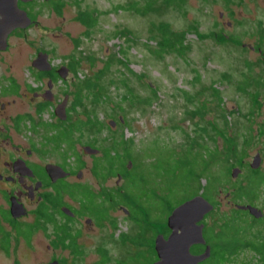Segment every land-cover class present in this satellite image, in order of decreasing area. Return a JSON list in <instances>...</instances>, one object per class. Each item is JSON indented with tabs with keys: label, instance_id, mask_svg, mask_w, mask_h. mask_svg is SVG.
Instances as JSON below:
<instances>
[{
	"label": "rangeland",
	"instance_id": "rangeland-1",
	"mask_svg": "<svg viewBox=\"0 0 264 264\" xmlns=\"http://www.w3.org/2000/svg\"><path fill=\"white\" fill-rule=\"evenodd\" d=\"M179 1L166 4L164 0H65L61 4L62 14L59 15L49 12L45 3H38L40 14L37 17L40 24L33 30L34 36L39 40L35 42L37 46H34V49L48 50L54 64H59L60 61L77 63L75 79L70 81L69 75L66 84L61 85L64 89L62 93L67 92L70 99L69 118L62 119L61 123L65 122L67 126L78 119L86 120L89 114L96 120L95 128H98L88 130L82 127L80 132H71L75 153H78V158L83 164L81 182L91 187V191L98 195L97 199L103 198V194L109 190H113L116 195L121 186L130 185L129 180L125 181L121 176L112 175L100 179L91 171L95 161H102L104 148L112 147L113 139L119 140L120 137L132 139L128 147L135 158L133 165L140 163L137 168H132V161L125 159L126 168H131V175L134 177L142 170L145 177L143 182L135 183V189H130L129 207L120 203L118 206H110L113 208L112 214L117 216L114 232L111 233L109 228H95L88 233L90 236L84 237L89 243L102 242L119 257H125L117 264L153 263L149 260L152 256L149 252L147 259L143 254L145 252L139 253L146 249V241L142 242L141 239L149 240L150 235H154L152 233L162 230L169 215L167 208L159 207L163 205L156 202L155 194L168 198L174 207L196 192L197 180H191L186 186L182 185V171L179 173L174 165H169L165 157L163 160H157V155H154L159 150L155 144L159 147L168 146L178 153L181 159L189 160L187 163L191 170L195 167L196 173L202 175L199 179L200 185L206 183V178L215 177L216 182L213 184L210 181L207 193L211 198V189L214 187L211 196H214L216 210L211 214L207 213L203 218L206 225L221 223L233 203H245L254 195L252 189L243 191L245 198H234L228 203L224 191L232 188L235 179L225 173L231 157H226L227 141L221 140L216 132L222 129L227 137L231 132L239 151L244 150L247 154L256 150L264 152V138L257 137L255 131V128L259 130V126L264 125V83L255 84L256 76L263 74V64L257 60L254 52L241 46L215 44L208 33L212 30V22L220 18V11H223L224 20L230 18L242 22L241 27L236 23L232 26L234 33H240L243 31L241 29H251L247 26L255 20H264V0ZM84 9L94 10L97 23L93 27H85L77 20L76 14ZM160 22L167 23L172 30L186 31L184 37L188 49L182 55L168 52L158 57L146 48V43L154 45V42H148L147 38ZM45 31L48 34L46 36ZM129 34L131 36H128ZM128 37H131L133 42L125 41L124 38ZM120 49L124 50L125 56L120 54ZM117 58L125 60L126 64H119ZM107 61L108 68L104 69ZM22 62L18 63L24 65L25 61ZM2 68L0 66V72L3 71ZM100 70L102 72L97 79L99 93L105 97L92 102L91 91L82 86L86 80L95 78L94 74ZM121 80H124L127 86L123 85ZM244 81L248 82L247 85L243 86V91L237 93L236 86ZM128 89L140 98L149 97L156 90L157 97L150 105L139 104L137 101L129 102L122 99ZM76 94L79 95L80 102L73 108L71 106ZM57 97L62 98L63 94L59 91ZM199 109L201 114L195 115L193 112ZM122 116L128 121L129 127H124L123 118L120 120ZM38 118L54 124L59 120L53 117L49 110ZM112 119L116 121L115 126L109 124ZM244 134L250 136L249 145L242 142ZM83 145H91L99 152L95 155L86 154L82 150ZM122 151V148H118V152ZM150 152L154 155L150 156ZM197 152L208 153V170L201 171L200 163L195 159ZM45 157L48 161L60 160L57 153ZM150 161L157 163L156 169L161 172L156 174L162 177L161 179L150 174ZM260 168L264 171V159ZM237 179L240 181L242 178L239 176ZM147 181H150V184ZM263 188L258 190L256 204L264 207ZM197 190V194H201L202 189ZM111 202H114V199L102 204ZM134 211L138 216L136 218L140 220L131 219ZM146 214L149 216L148 221L143 219ZM239 215L245 217L243 213ZM140 230L145 234L137 235ZM124 234L130 238L137 237V240L128 239L121 242L119 239L125 236ZM43 244V240L39 238L40 251L43 250ZM251 254L250 251H244L242 260L253 262L254 257H251ZM0 260L4 262L0 264H7L9 261L3 259L1 253ZM84 261L88 262V259Z\"/></svg>",
	"mask_w": 264,
	"mask_h": 264
},
{
	"label": "flooded vegetation",
	"instance_id": "flooded-vegetation-1",
	"mask_svg": "<svg viewBox=\"0 0 264 264\" xmlns=\"http://www.w3.org/2000/svg\"><path fill=\"white\" fill-rule=\"evenodd\" d=\"M64 1L15 0L17 8L25 12L29 23L25 26L8 27L0 20V66L3 67L0 72V253L3 259L9 260L7 264H117L125 258L119 257L102 242L89 243L84 239L95 228H109L111 233L116 230L117 216L112 214L113 208L110 206H118V203L102 204L101 199L97 198L96 202L88 203L83 194L87 184L81 182L83 164L78 153H71L69 146H66L69 142L65 139L58 147L53 142L54 135L65 132V122L61 123L55 110H60L64 105L68 117L69 94L62 93L64 89L61 85L66 84L69 75L70 81L75 79L74 71L71 62L60 61L59 64H54L48 50L34 49L37 46L35 42L39 39L34 36L33 29L40 24L37 17L40 14L38 3H45L49 12L59 15L62 14L61 4ZM1 7L3 5L0 4ZM219 16L212 22L213 27L208 36L219 46H241L254 52L257 60L263 64V74L256 76L255 84L264 83V20H255L247 26L251 29H241L243 31L240 33H234L232 26L236 23L241 27L242 22L230 18L224 20L223 11H220ZM19 23L25 24V21ZM44 34L48 35L46 31ZM39 52L46 53L50 63L48 70L35 67L34 59ZM22 61H25L24 65L18 63ZM64 71L66 76L61 77L60 73ZM247 83L244 81L237 85V93L243 91V86ZM59 91L63 94L62 98L57 97ZM254 94L258 97L257 92ZM48 110L53 117L59 119L57 123L38 118ZM255 131L257 137L264 138V125H260L259 130L255 128ZM216 135L227 141L225 153L227 158L231 157L225 173L235 181L232 188L224 191L228 203H231L234 198H245L243 191L247 192L254 182L264 179V171L260 168L264 152L256 150L247 154L244 150L239 151L231 132L227 137L220 129ZM246 135L241 139L245 145H249L250 136ZM65 147L68 148L66 152ZM54 153L59 154L60 160H45V156ZM254 160H258L256 165H253ZM53 165L60 167L64 174ZM239 176L242 178L240 181L237 179ZM207 180L213 184L216 182L215 177ZM263 186L264 183L259 186L256 184L252 188L254 195L251 200L233 203L231 210L221 221L224 225V238L221 239L220 247L225 251L223 256L229 259L228 264H243L246 261L241 257L244 251H250V256L254 257L250 264H264V207L256 204L258 190ZM211 190L210 203L213 209L210 214L216 210L214 196H211L214 187ZM238 205L256 207L262 216L255 217L249 210L238 208ZM242 213L245 217L239 215ZM221 223L209 225L212 233L210 242L199 244L197 252L191 250L194 247L192 245L190 251L198 254L209 245L211 256L214 238L220 232ZM169 232V229L163 228L158 233L166 238ZM158 233H154L152 237L150 235L149 240L141 239L142 242L146 241V249L139 253L145 252L143 254L147 259L149 252L152 255L149 259L151 263L158 259L153 247ZM39 238L44 243L41 251ZM128 239L136 241L137 237L125 235L119 240L125 242Z\"/></svg>",
	"mask_w": 264,
	"mask_h": 264
},
{
	"label": "trees",
	"instance_id": "trees-1",
	"mask_svg": "<svg viewBox=\"0 0 264 264\" xmlns=\"http://www.w3.org/2000/svg\"><path fill=\"white\" fill-rule=\"evenodd\" d=\"M176 0H164V2L166 4H170V3H174ZM183 0H180L179 2H182ZM90 11V12H89ZM94 10L91 9H84L78 11V13L76 14V18L77 20L82 23L83 25H85V27H93L94 25H96L97 23V18L96 16L93 14ZM154 32H157V34H153L154 32H152L149 36H148V42H154V45L151 46L149 44H145L148 45L146 46V48L153 53L156 56H161L165 53L168 52H174L178 55H182L186 49H188V46H186L185 43V37L186 36V31H175L172 30L170 28V26L165 23V22H160L159 24H156V26L153 28ZM114 36H116V34H113ZM128 36H131L130 34ZM125 41L128 42H133V39L131 37L128 38H124ZM121 55L125 56V52L124 50L120 49L119 50ZM117 62L121 65H125V60L121 59V58H117ZM109 65V62H106V65H104V69H107ZM71 66L73 68V71L76 72L77 71V63H72L71 62ZM102 72V70H100L99 72H97L96 74H94L95 78L86 80L83 83V88H85L86 90H90L91 92V98H92V102H97L99 99L105 97L102 96L99 92H100V86L98 84V77L100 75V73ZM121 83L125 86L126 83L124 82V80H121ZM127 94H123L122 99H126L129 102H134L137 101L140 103H145L147 105L152 104V100L155 99L157 97L156 94V90H154L152 92V95L146 98H140L137 97L136 95H134L132 93V91H130V89L127 90ZM80 102V97L78 94H76L75 96V100L73 102V107L75 105H78ZM195 115H200L201 114V110H197L195 112ZM69 117H66V119ZM123 118V116L121 117ZM113 120V119H112ZM124 121V127L125 126H130L128 121L125 120L123 118ZM64 123V122H62ZM66 124V123H65ZM82 127H86L88 130L89 129H93V130H97V124H96V120L92 119V117L89 116L86 120H75L73 122H71L69 125H67L65 127V132H62L61 134H56L54 135L53 138V142L55 143V145L58 147L60 142H62L63 139L67 140L69 142V150H71V153H75L74 150V146H73V137H72V133L73 131H81ZM99 127H100V123H99ZM90 142V141H89ZM113 144L112 147L108 148H104L103 150V154L101 157V162H97L95 161V163L93 164L92 170L94 175L100 179H106L108 178V176H112V175H120L123 180L127 181L129 180L130 185L128 186H121L119 189H117V194L115 195L113 192V190H109L107 193H104V197L101 198L100 202H109V201H116L118 204L120 203L121 205L125 206V207H129L131 205V191L130 189H135V187L137 186V184L139 182H143V180L145 179V177L143 176V171L139 170L140 173H138V175L136 174V176H132V170L131 168L127 169L125 164H124V160L128 159L132 161V168L133 167H138V164H140L139 162L137 163V165H133V162L135 161L134 156H132V150H130L129 144L130 142H132L131 138H126L124 139V137H120L119 140H115V138L113 139ZM155 143V142H154ZM153 143V144H154ZM152 144V145H153ZM156 147H158V153H155V155L150 152V156L154 155L156 156L157 160L158 159H162L165 157L166 162L169 165H174L176 170H179V173H183V178L182 180V185H187L188 182H190L191 180H197L198 184H197V188H196V192L194 193L197 194L198 190L197 189H202L201 194L203 196H205V198L208 200V202H210V198L208 196V190H209V185H210V180H206V183L204 185H200L199 183V179L202 178L201 174L196 173L195 167L193 170H191V168L189 167V164L187 163V161L189 160H184L181 159L174 150H172L170 147L168 146H164V147H159L157 144H155ZM199 147H201L200 144H198ZM151 147V146H150ZM118 148H122L123 151L120 153L118 152ZM160 152V153H159ZM198 160V162L200 163L201 167V171L203 169L208 170L207 165L209 164V159H208V153L206 152H197V158H195ZM156 164L153 161H150L148 164V169L150 174H154V176L160 178L156 173L161 172L158 169H156ZM200 171V172H201ZM163 176V175H162ZM185 176V177H184ZM262 178V176H260ZM162 178V177H161ZM160 178V179H161ZM152 181V180H151ZM137 182V184H135ZM150 184V181H147ZM264 183V179H259L258 181L254 182V185L252 188H254L256 186V184L259 186V184H263ZM135 184V185H134ZM129 189H127V188ZM154 188V187H153ZM251 188V189H252ZM155 191L157 190L156 188H154ZM138 190V189H136ZM84 197L87 198L88 203H93L96 202V198H97V194L94 193L93 191H91V189H89V186L85 185L84 186ZM155 191H152V193H156ZM113 197H112V195ZM252 194H254V190L252 191ZM192 195V196H194ZM118 196V197H117ZM190 198V197H189ZM154 199L156 200V202H158V204H162L163 206H159V207H165L168 209V213L171 212V210L174 208L170 203L168 198H165L163 196H160L158 194H155ZM187 199V198H186ZM122 201V202H121ZM180 203V202H179ZM175 206V205H174ZM208 214H206L204 217H206ZM137 213L136 211H134V214L131 215V219L135 218L137 220H140L138 218H136ZM138 217V216H137ZM143 219L148 221L149 220V216L146 214L145 216H143ZM136 220V221H137ZM223 220V218H222ZM143 221V220H142ZM205 223V222H203ZM223 223L220 224V232L216 234V237L214 238L215 243H213L212 245V253L211 256L207 257V259L199 262L198 264H228L229 259L227 257L223 256V253L225 252L223 249H221V239L224 238V233H223ZM164 228H167V226H164ZM210 228L209 225H204L203 227V236L205 238L206 242H210V238H212L210 236ZM157 232V231H156ZM154 232V233H156ZM152 233V234H154ZM142 235L145 234L142 230L139 231V233L137 235ZM151 246H152V242H151ZM194 247L191 248V250L194 252H197V249H199L200 245L199 244H195L193 245ZM152 252H153V247L151 248ZM243 264H250V261H243Z\"/></svg>",
	"mask_w": 264,
	"mask_h": 264
},
{
	"label": "water",
	"instance_id": "water-1",
	"mask_svg": "<svg viewBox=\"0 0 264 264\" xmlns=\"http://www.w3.org/2000/svg\"><path fill=\"white\" fill-rule=\"evenodd\" d=\"M0 4L3 5L0 8V16L3 19L0 20L5 22L8 27L25 26L29 23L25 12L17 8L15 0H0ZM23 20L25 24H20L19 22ZM34 65L40 70H48L50 63L46 53L39 52L34 59ZM60 76L65 77L66 72L60 73ZM63 106H61L60 110H55V114L61 120L66 118ZM109 124L115 126L116 121L110 120ZM82 150L84 153L91 155L99 152L97 148L91 145H83ZM257 161L254 160L253 165H256ZM130 164L131 162H129L128 167H130ZM53 166L64 174L60 167L57 165ZM237 207L249 210L255 217L262 216L261 211L251 205H238ZM212 209L213 205L200 193L174 206L166 219V226L170 230L168 236L165 238L158 233L155 237L153 247L157 252L158 259L153 264H198L207 259L210 255L209 245H206L204 250L198 254L192 253L190 248L194 244L206 243L202 232L204 227L202 218Z\"/></svg>",
	"mask_w": 264,
	"mask_h": 264
}]
</instances>
